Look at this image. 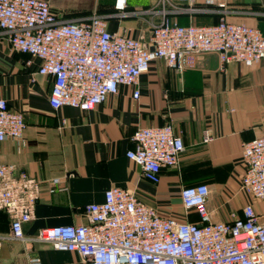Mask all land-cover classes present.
Returning a JSON list of instances; mask_svg holds the SVG:
<instances>
[{
  "label": "crops",
  "instance_id": "crops-1",
  "mask_svg": "<svg viewBox=\"0 0 264 264\" xmlns=\"http://www.w3.org/2000/svg\"><path fill=\"white\" fill-rule=\"evenodd\" d=\"M45 1L63 19L105 16L111 33L143 43H148L152 24L162 19L159 0H125L123 11L114 9L116 0ZM228 7L230 22L257 27L264 37V0H228ZM169 18L185 26L214 24L219 16ZM38 65L37 59L12 50L0 33V97L26 123L23 143L0 142V165L12 164L40 182L32 218L23 225L25 235L86 224V207L102 203L111 187L130 190L161 216L179 221L199 222L195 211L185 218L180 199L181 188L198 184L209 188L206 209L212 222L242 216L247 204L256 211L264 208L240 188L243 145L264 137V59L251 66L231 62L222 69L216 53H202L182 73L156 60L139 78L138 100L132 88L121 86L88 112L53 110L52 78L39 75ZM166 124L182 137L185 149L178 166L163 169L160 182L153 184L126 153L134 147L138 128ZM53 178H60L66 190L50 193ZM9 232V215L0 210V234ZM31 257L41 264H84L76 253L42 244L5 241L0 246V264H29Z\"/></svg>",
  "mask_w": 264,
  "mask_h": 264
},
{
  "label": "built area",
  "instance_id": "built-area-1",
  "mask_svg": "<svg viewBox=\"0 0 264 264\" xmlns=\"http://www.w3.org/2000/svg\"><path fill=\"white\" fill-rule=\"evenodd\" d=\"M125 2L116 0L114 9L123 11ZM158 4L162 19L152 24L148 43L111 33L106 17L97 13L82 19L60 18L45 0H0V33L12 50L39 61V75L52 78L49 104L53 110L91 111L121 86L132 88V97L138 100L139 78L156 60L182 73L202 53H216L222 69L231 62L251 66L264 59L260 29L230 22L228 0H159ZM200 14L219 18L214 24L185 26L169 18ZM25 128L23 115L10 110L0 97V142L23 143ZM132 142L126 157L153 184L160 182L163 169L178 166L185 149L171 124L140 127ZM242 160L241 190L264 203V137L244 143ZM49 183L50 193L66 190L60 178ZM39 185L14 165H0V210L10 218V232L0 234V246L5 241L42 244L76 253L84 264H264V208L256 211L247 204L242 216L212 222L205 184L180 190L184 216L195 211L196 223L161 216L132 191L111 187L102 203L86 207V224L25 235L23 225L32 218ZM29 264L41 262L31 257Z\"/></svg>",
  "mask_w": 264,
  "mask_h": 264
},
{
  "label": "trees",
  "instance_id": "trees-1",
  "mask_svg": "<svg viewBox=\"0 0 264 264\" xmlns=\"http://www.w3.org/2000/svg\"><path fill=\"white\" fill-rule=\"evenodd\" d=\"M217 21H218V20H217ZM217 21H216V22H217ZM216 22H215V23H216Z\"/></svg>",
  "mask_w": 264,
  "mask_h": 264
}]
</instances>
